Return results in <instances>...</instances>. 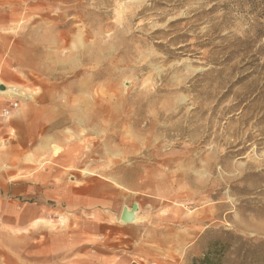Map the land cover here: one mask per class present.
I'll list each match as a JSON object with an SVG mask.
<instances>
[{
    "label": "rangeland",
    "instance_id": "1",
    "mask_svg": "<svg viewBox=\"0 0 264 264\" xmlns=\"http://www.w3.org/2000/svg\"><path fill=\"white\" fill-rule=\"evenodd\" d=\"M255 62L264 0H0V93L51 108L47 204L66 207V166L74 198L89 203L75 208L73 235L56 210L40 256L11 236L0 264L7 247L10 264H189L209 231L263 242ZM134 203L139 220L124 224Z\"/></svg>",
    "mask_w": 264,
    "mask_h": 264
},
{
    "label": "crops",
    "instance_id": "2",
    "mask_svg": "<svg viewBox=\"0 0 264 264\" xmlns=\"http://www.w3.org/2000/svg\"><path fill=\"white\" fill-rule=\"evenodd\" d=\"M21 96L24 95L11 90L0 93V245L3 249L4 241L11 236L24 243L27 237L34 244L35 255L38 252L40 256L42 250L38 244L42 242L43 222H48L52 212L66 211L64 219L54 218V221L65 220L64 225L73 235L76 226L73 218L75 208H80L78 203H89L84 199L74 198L73 175H70L68 181L66 166V172L58 170L60 176H66L61 184L65 186L66 207H55L52 211L48 206L47 199L53 189L51 187H57L54 184L57 170L49 167L43 169L39 164L43 151L48 149L51 152L52 142L50 136L46 135L51 108L47 105L40 106ZM10 102H18L19 108L5 118L3 111ZM61 155L62 153L55 157L51 155L50 159L58 161ZM82 208L83 206L80 209ZM50 220H53L51 216ZM86 243L88 240L77 238L76 248L84 249ZM9 250L7 247V252L1 256L2 259H7L6 263L2 260L1 264H10ZM16 254L21 256L19 252ZM79 264H86V261L82 260Z\"/></svg>",
    "mask_w": 264,
    "mask_h": 264
},
{
    "label": "trees",
    "instance_id": "3",
    "mask_svg": "<svg viewBox=\"0 0 264 264\" xmlns=\"http://www.w3.org/2000/svg\"><path fill=\"white\" fill-rule=\"evenodd\" d=\"M253 64L257 71L264 72V64L262 67L257 62ZM212 233L209 231L204 236L203 240L207 241L204 251L189 264H264V241L255 243L229 233H225V239H208Z\"/></svg>",
    "mask_w": 264,
    "mask_h": 264
},
{
    "label": "water",
    "instance_id": "4",
    "mask_svg": "<svg viewBox=\"0 0 264 264\" xmlns=\"http://www.w3.org/2000/svg\"><path fill=\"white\" fill-rule=\"evenodd\" d=\"M138 211L139 205L137 203H134L131 207L124 206L119 220L126 224L132 225Z\"/></svg>",
    "mask_w": 264,
    "mask_h": 264
},
{
    "label": "built area",
    "instance_id": "5",
    "mask_svg": "<svg viewBox=\"0 0 264 264\" xmlns=\"http://www.w3.org/2000/svg\"><path fill=\"white\" fill-rule=\"evenodd\" d=\"M19 108L18 102H10L5 110L3 111V117L7 118L11 115L12 111L17 110Z\"/></svg>",
    "mask_w": 264,
    "mask_h": 264
},
{
    "label": "bare ground",
    "instance_id": "6",
    "mask_svg": "<svg viewBox=\"0 0 264 264\" xmlns=\"http://www.w3.org/2000/svg\"><path fill=\"white\" fill-rule=\"evenodd\" d=\"M138 220H139V218H138V212H137V213H136V216H135V220L133 221L132 224L136 223ZM121 222H122V221H121ZM123 223H124V222H123ZM124 224H126V223H124ZM127 225H129V224H127Z\"/></svg>",
    "mask_w": 264,
    "mask_h": 264
}]
</instances>
